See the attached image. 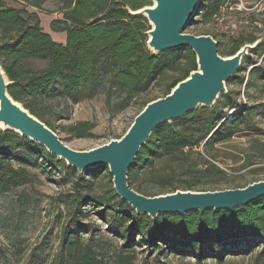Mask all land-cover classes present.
Segmentation results:
<instances>
[{
	"label": "trees",
	"instance_id": "obj_1",
	"mask_svg": "<svg viewBox=\"0 0 264 264\" xmlns=\"http://www.w3.org/2000/svg\"><path fill=\"white\" fill-rule=\"evenodd\" d=\"M15 1L21 6L8 7L0 2V60L13 81L9 91L55 131L51 121L52 102L63 103L69 109L103 91L108 103L116 98L117 111H122L157 85H164V96L167 95L197 68L196 56L188 47L157 55L148 49L149 23L143 17L132 15L130 10L150 5V0H60L56 10L59 15L49 25L53 32L65 34L64 41L55 40L42 26L39 11L47 0ZM228 1L202 0L197 16L202 14V20L208 22ZM194 22L196 18L191 23ZM227 36L231 41L224 56L259 40L241 33ZM262 49L264 40L261 39L228 84L245 83V77L239 73L248 64H256L251 53ZM246 85L264 90L263 64L253 67ZM148 102L143 103L141 111ZM258 115L264 119V108L236 105L235 96L229 90L213 108H199L182 119L159 126L130 168L129 184L144 191L143 183L150 177L166 192L175 191L181 185L186 189L217 190L226 180L227 172L219 164L216 145L260 131L255 121ZM94 127L90 121H81L65 129L74 136L87 137L92 135ZM193 152L201 162L187 166L188 155ZM37 155L45 159L42 165L61 168L74 189L69 203L70 218L59 235L55 264H113L105 258L103 247L98 243L96 225L79 222V216L90 212V207L109 233L122 240L114 254V264H135L138 247L145 253L143 264H164L163 257L174 255L191 256L198 263L212 258L222 264L226 257L252 255L259 246L263 247L259 258L264 259V197L234 210L167 214L152 220L137 214L120 198L108 167H92L80 173L11 131H0V194L32 181L29 166L40 164ZM165 158L183 163L190 178L177 180L175 170L156 172V163ZM101 174H105L109 184L105 191L97 192L95 181ZM85 232L90 236H84ZM40 254L36 247L27 264Z\"/></svg>",
	"mask_w": 264,
	"mask_h": 264
},
{
	"label": "rangeland",
	"instance_id": "obj_2",
	"mask_svg": "<svg viewBox=\"0 0 264 264\" xmlns=\"http://www.w3.org/2000/svg\"><path fill=\"white\" fill-rule=\"evenodd\" d=\"M8 7H20L15 0H0ZM60 0H47L43 9L39 11L42 26L50 32L57 41H63L65 35L53 32L50 22L59 14ZM31 11L35 10L29 8ZM202 14L196 16L197 22L191 23L185 29L186 33L194 35L212 34L220 42L219 53L224 56L227 52L231 38L224 35L230 21L237 24V33L245 36H254L264 40V0H229L221 9V12L212 20H202ZM250 54V52H249ZM254 65L248 64L247 68L240 72L246 81L243 85L228 84V88L235 96L236 105L248 104L256 106L257 110L264 108V90L257 86L247 87V80L251 77L253 67L264 65V50L251 53ZM167 81V80H164ZM164 97V85H157L148 92L138 97L130 107L117 111L116 98L108 103L105 93L98 92L93 98L72 105L69 109L63 103L52 102L50 108L54 127L66 145L75 150H90L109 142L113 138H119L130 127L136 115L141 111L143 103ZM81 121H90L95 124L92 135L77 137L66 131V126ZM260 131L251 132L245 136H237L231 141L216 145L218 149V161L227 172L226 180L218 189L240 188L250 183L264 180V119L261 115L255 118ZM203 150L202 148H200ZM38 156L37 166H29L32 173V181L23 187H18L0 194V264H27L31 253L38 247L41 254L31 264H55L54 256L59 247V235L63 226L69 221V203L73 198L74 189L69 179H65V173L59 167H46L45 159ZM201 162L196 152L189 153L187 166L193 167ZM175 170L177 180L190 178L185 172L183 163L179 160L165 158L156 163V172L163 173ZM106 169L103 173H105ZM96 181L94 190L103 192L107 189V177L101 174ZM184 182V181H182ZM181 185L179 189H185ZM132 187L147 196L165 193L149 177L141 191L136 185ZM200 190V189H193ZM213 190V189H210ZM82 224L94 223L99 231L96 236L98 243L103 247V254L107 260L114 264V254L121 246L122 240L113 236L106 229L90 207V212L79 216ZM84 236L89 237V232ZM263 247L256 248L252 255H234L230 259L226 257L222 264H264V259L259 258ZM144 254L138 247L135 264H143ZM164 264H219L209 258L203 263H198L191 256L163 257Z\"/></svg>",
	"mask_w": 264,
	"mask_h": 264
},
{
	"label": "water",
	"instance_id": "obj_3",
	"mask_svg": "<svg viewBox=\"0 0 264 264\" xmlns=\"http://www.w3.org/2000/svg\"><path fill=\"white\" fill-rule=\"evenodd\" d=\"M151 4L130 10L149 23L147 47L157 55L188 47L196 56L197 68L179 81L164 97L154 99L139 112L119 138L90 150H75L59 134L10 94L13 81L0 60V131H11L41 146L78 172L97 166L108 167L113 187L137 214L156 220L161 215L207 210H234L264 197V180L240 188L218 190L177 189L147 196L129 184V170L153 132L165 123L184 118L199 108H213L243 60L261 41L246 43L235 54L219 53L211 34L194 35L185 29L197 16L202 0H150Z\"/></svg>",
	"mask_w": 264,
	"mask_h": 264
},
{
	"label": "built area",
	"instance_id": "obj_4",
	"mask_svg": "<svg viewBox=\"0 0 264 264\" xmlns=\"http://www.w3.org/2000/svg\"><path fill=\"white\" fill-rule=\"evenodd\" d=\"M217 17V16H216ZM229 29L228 32H225L227 35H234L237 33V24L236 22H234L233 20L230 21V25H228L227 27Z\"/></svg>",
	"mask_w": 264,
	"mask_h": 264
},
{
	"label": "crops",
	"instance_id": "obj_5",
	"mask_svg": "<svg viewBox=\"0 0 264 264\" xmlns=\"http://www.w3.org/2000/svg\"><path fill=\"white\" fill-rule=\"evenodd\" d=\"M65 35V34H64ZM64 41V40H63Z\"/></svg>",
	"mask_w": 264,
	"mask_h": 264
}]
</instances>
